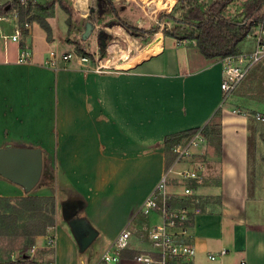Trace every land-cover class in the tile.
<instances>
[{"label":"crops","instance_id":"obj_1","mask_svg":"<svg viewBox=\"0 0 264 264\" xmlns=\"http://www.w3.org/2000/svg\"><path fill=\"white\" fill-rule=\"evenodd\" d=\"M141 15L121 17L134 26L147 27L148 21ZM47 21L52 29L50 40L35 20L32 32L22 36L21 44L9 42L6 47L0 39V148H40L46 162L54 166L55 184H39L29 193L57 198L56 226L47 231L56 238L52 262L73 264L78 255L79 246L69 224H62V220L67 221L63 203L71 198L82 204L78 216L98 231L104 252L128 229L132 242L120 264H140L135 256L151 252L148 230L161 223L158 212L145 216L141 208L166 171L164 138L203 128L221 108L220 182L194 188L197 195L221 198L196 215L191 225L186 224L189 237L179 236L195 245L194 258L172 259L170 264H264V122L256 118L264 114L260 107L264 105L255 101L259 109H252L245 103L247 95L264 80V60L224 101L221 58L208 59L194 42L178 41L160 32L161 48L133 60L139 45L148 41L147 47L155 35L134 33L117 20H111L117 23L116 30L104 25L105 34L108 31L115 39L114 49L109 47L116 53L115 60L103 57L100 51L103 59L110 60L111 70L97 73L73 61L58 69L45 66L51 50H73L64 41L68 26H60L51 17ZM4 29L9 30V25ZM42 29L50 48L34 51L31 64L17 63L20 46L27 44L34 49L35 35ZM59 30L62 33L58 34ZM128 32L133 33L130 37L134 42ZM255 45L249 36L242 42L241 52H252ZM62 46L70 48L63 50ZM244 82H250L248 87ZM201 154L203 150L197 151L176 168L192 170L199 162L205 164V160H198ZM207 174L208 168L205 179ZM178 182L173 178L172 190ZM26 194L22 187L0 176V197ZM74 210L66 205V213ZM176 230L180 232L181 227ZM59 231L66 243L60 241ZM47 234L38 237L35 250H49ZM222 251L226 254L220 255ZM91 264L107 263L100 257L93 258Z\"/></svg>","mask_w":264,"mask_h":264},{"label":"trees","instance_id":"obj_2","mask_svg":"<svg viewBox=\"0 0 264 264\" xmlns=\"http://www.w3.org/2000/svg\"><path fill=\"white\" fill-rule=\"evenodd\" d=\"M237 1L239 0H177L171 12L162 14L160 17L161 20L167 19V22L173 23L174 26L165 27L161 31V26L158 24H153L149 28L130 24L121 17L114 0H95L87 22L96 27V25H105L110 20H117L129 30L148 36L161 31L166 37H172L178 41L194 42L208 59H224L240 55L242 42L264 26V0H245L240 9L230 12L232 5ZM56 3H59L70 16L67 20L70 30L73 13L64 0H51L45 5L39 4L38 8L46 10ZM17 7V2L1 6L0 15L8 14ZM26 13L25 10H20L21 20L24 19ZM38 23L46 30L50 40L52 29L48 21L45 18H39ZM106 26L109 30H116L117 23L110 21ZM107 32L104 38L108 46L109 39L112 37ZM99 42L101 44V38ZM77 47L79 53L93 55L85 51L81 43ZM106 48L100 46L103 57L107 56ZM221 117L222 110L219 108L212 121L203 128L166 136L163 141L166 170L170 169L175 162L176 154L173 151L175 146L190 140L199 131L203 132L207 141H213L216 135L219 149H221ZM262 139L264 142L263 134ZM262 161L264 163V157ZM39 184L42 187L53 186L55 184L53 172L44 169ZM184 184L197 189L200 182L192 180L191 183ZM189 204V197L184 198V196L172 197L168 202L170 208H182ZM56 214V196H38L27 193L21 197H0V264H43L42 261L32 256L31 251L36 246L38 237L46 235L49 228L56 226ZM192 223L193 219L187 225ZM15 253H18L17 257H13ZM46 254L53 257L54 252L51 249Z\"/></svg>","mask_w":264,"mask_h":264},{"label":"built area","instance_id":"obj_3","mask_svg":"<svg viewBox=\"0 0 264 264\" xmlns=\"http://www.w3.org/2000/svg\"><path fill=\"white\" fill-rule=\"evenodd\" d=\"M17 2L18 7L8 14L0 15V39L5 46L9 42L21 44V39L24 34L32 32V17L33 12L39 4V0H11ZM47 1V0H46ZM9 2H1L0 7ZM23 9L27 13L21 20L20 10ZM2 22H9V30L11 33H6ZM255 39V48L252 52L241 53L238 56H229L222 59L223 78L221 89L224 94V99L235 91L237 86L246 77L248 72L258 63L264 60V26H262L253 37ZM34 53L29 45H21L17 63L31 64L33 63ZM75 61L81 67L97 73H104L111 70L109 66L110 60H105L97 53L95 58L90 55L79 52L59 53L51 50L46 58L45 66L53 69L60 68L62 63ZM258 121L264 122V114H257ZM206 143V138L202 131L196 133L190 140L180 143L173 149L176 154V159L170 169L166 170L160 181L146 198L141 208V213L149 216L154 212L161 213V223L151 227L148 230V238L151 244V252L141 253L135 256V261L140 264H170L172 259H192L197 253L193 243L181 241L180 235L189 237L186 224L190 222L198 214H201L203 209L200 208L201 199L195 193V189L185 185L187 180L201 182L205 177L206 166L199 162L192 170L177 169L176 167L193 157V155L201 149ZM173 178L178 179L180 185L172 190L171 182ZM178 189V190H176ZM184 196L191 197L189 205L182 208H170L168 202L172 197ZM177 227H181L178 232ZM48 235V234H47ZM47 241L49 247H54L56 244L55 236L48 235ZM132 242V233L128 229H124L110 245V247L102 255V261L107 264H120L122 254L129 249ZM226 251H222L220 255H225ZM215 259L216 256H210ZM49 264H56L50 262Z\"/></svg>","mask_w":264,"mask_h":264},{"label":"rangeland","instance_id":"obj_4","mask_svg":"<svg viewBox=\"0 0 264 264\" xmlns=\"http://www.w3.org/2000/svg\"><path fill=\"white\" fill-rule=\"evenodd\" d=\"M0 1H4V0H0ZM49 1H51V0H47V1L46 0H39V2H41V4H43V5H45ZM114 1H115V5L119 11V14L124 15V17L130 16L132 19H134L137 17L138 14L143 13V15H141V16L144 17L145 20L148 21V24L145 21V24L147 26L145 28H149L153 24H158L161 26V31H162L165 27L166 28H172L174 26L173 23L167 22V19L161 20L160 17L162 14L171 12V10L174 8V6L177 3V0H166V1H170V2L165 3V4H167V7L165 9H162V10H160L158 8L157 4L160 1H161V3H164L163 0H156L153 3L149 2V0H146V2L148 4H143V3H140L139 1L136 2L133 0H130V1H128V0H122V1L114 0ZM244 1L245 0L237 1L234 5H232L230 12H234V11L240 9L242 6V3ZM64 2L72 10V13H73L71 16V29L70 30H69V25H68V21H67L68 18H70V16L62 9V7L59 5V3H56L55 5L47 8L46 10H40L37 7L36 10L32 13L33 14L32 20H35L38 22L39 18L40 19L45 18L47 20L48 17H51V18H55L57 20L58 24H60V26H62V24L65 23L68 26V35L64 41H65V43L71 45L73 52H79L77 46H78V44L81 43V46L84 48L85 51L93 54L91 56V58H95L97 53L99 54V56H101L100 55V42L98 39L100 37V34H103V33L105 34L104 25H101V26L96 25V27H94L88 33L87 37L84 38V34L86 33V30H87V24L89 23V22H87V19L90 15L92 7H94V5H95V0H64ZM124 11H126V12H124ZM126 19H128V18L126 17ZM129 20H131V19H129ZM53 21L54 20H52V23H53ZM131 21H133V20H131ZM8 23L9 22H2V25L6 28ZM43 29L40 31H37L38 33H37V35H35L34 44H33L34 49L31 47L33 53L36 50L38 52L39 51L42 52V51L48 50L50 48V45H48V41L44 38L43 34H44L45 29L44 30ZM113 30H115V29H113ZM113 30H111V31H113ZM11 32H12L11 28H10V30H6V33H8V34H10ZM59 33H62V30H59L58 34ZM128 33H129V38L132 39L130 36H133V34H131L130 32H128ZM134 33H136V32H134ZM255 33H257V30ZM255 33L252 35V37H254ZM45 34L47 35V38H48V34H47L46 30H45ZM102 38H104V35H102ZM155 39H156V34H155L154 40ZM132 41L134 42L133 39H132ZM147 42L148 41H143L139 45L137 50L144 49V47L147 45ZM114 43H115L114 38L109 39V44H108L107 49H106L107 57L110 58L112 62L115 60L116 53H113V52L111 53V51H109V47H110V50L111 49L113 50L114 49V46H113ZM122 43H124V42H122ZM118 45L120 47H123V46L126 47L124 44H121V43ZM68 48H70V47L62 46L63 50L64 49L67 50ZM93 48H94V50H93ZM48 54H49V52H48ZM132 55H133V50H132ZM73 62H75V61H73ZM263 81L264 80L261 79L259 82V85L257 86L254 93H252V95L251 94L247 95V97L245 98L246 99L245 103L250 105V107L252 109H259L258 108L259 105H256L255 101L260 102L264 105V87H263L264 82ZM249 83L248 84L245 83V84H247V86L244 85V88H242V91H244V89L246 87H248ZM253 95H256V97H254ZM226 100L227 99L225 98L224 101H226ZM233 100L234 99H231L230 101L233 102ZM260 107L262 110H264L263 106L260 105ZM235 111H238V110H235ZM200 150H203L204 154H201V156H199L198 160H205L204 161L205 166H206V168H208L207 179H205V177H204L203 180L200 182V185H206L209 183H212V184L219 183L220 182L219 181V176H220V169H219L220 168V164H219L220 153L219 152H220V149H219V141L216 138V135H215V139L213 141H209V140L207 141L206 140V143L203 144V146L201 147ZM188 159H192V157L188 158ZM44 169L45 170L48 169L49 172H53V174H54V166L48 164L47 162L44 165ZM197 196L201 199V202H200V208L201 209L206 208L209 204L211 205V203H213V202L220 201V198H221L220 196L217 197V196H210V195H197ZM184 198H186V197H184ZM69 201L71 202L72 199L70 198ZM189 201L191 202V197H189ZM158 213H159L158 214V218H159L158 221H160L161 220L160 219L161 213L160 212H158ZM67 223H68L67 221L62 220V224L68 225ZM60 233L61 232L59 231V234ZM59 239H60V241L62 240L63 243H66V238L64 237V235L62 233L60 234ZM37 244H36V246H37ZM47 245H48V243H47ZM35 247L31 251L32 256H34L39 261H42L43 264H49L50 262L53 261V257L46 254V252H48V249L35 250ZM79 249H80V247L77 250L78 251L77 257L82 256L83 264H91V261L93 258L95 260H99L100 257H102V255L104 253L100 238H96L90 244V246H88V248L85 251H81ZM49 250H51V247H49ZM17 255H18V253H15L13 257H17ZM77 257H76V260L73 262V264H81L80 257L79 258H77ZM65 263H67V262L61 261L59 264H65Z\"/></svg>","mask_w":264,"mask_h":264},{"label":"water","instance_id":"obj_5","mask_svg":"<svg viewBox=\"0 0 264 264\" xmlns=\"http://www.w3.org/2000/svg\"><path fill=\"white\" fill-rule=\"evenodd\" d=\"M93 28L92 23L87 24L84 38ZM100 38L101 45L106 48V39L102 38V34H100ZM43 172L44 155L42 149L12 146L0 148V176L22 187L26 193H30L39 185ZM67 204L75 207L72 213H66ZM82 208L80 202L67 200L63 203L64 218L67 220L80 250L85 251L97 238L98 231L86 218L78 216Z\"/></svg>","mask_w":264,"mask_h":264},{"label":"bare ground","instance_id":"obj_6","mask_svg":"<svg viewBox=\"0 0 264 264\" xmlns=\"http://www.w3.org/2000/svg\"><path fill=\"white\" fill-rule=\"evenodd\" d=\"M157 5H158V8L160 10L165 9L167 7V4L161 3V1ZM162 38H163L162 33L158 32L156 34V39L151 44H149L147 47H145L142 51L141 50H137V53L135 54L133 60H135L136 58H139V56H141L143 54H148L152 50H155L157 48H161L162 42H163L162 41L163 40ZM133 60H131V61H133Z\"/></svg>","mask_w":264,"mask_h":264}]
</instances>
